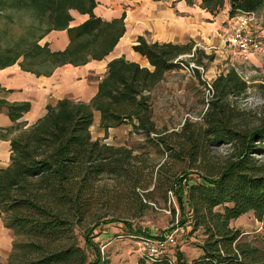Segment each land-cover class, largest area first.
<instances>
[{
    "label": "trees",
    "instance_id": "obj_1",
    "mask_svg": "<svg viewBox=\"0 0 264 264\" xmlns=\"http://www.w3.org/2000/svg\"><path fill=\"white\" fill-rule=\"evenodd\" d=\"M98 1L0 0V71L19 65L46 78L65 66L105 60L126 34V15L106 23L95 15ZM179 1L200 3L212 16L229 3L231 18L262 15L264 28V0ZM73 12L89 19L72 28ZM62 31L70 40L65 51L53 52L42 44L52 32ZM134 50L147 58L153 72L125 58L114 60L89 104L62 100L48 106L47 114L28 130L20 125L11 129L21 132L11 140L10 167L0 171V214L14 237L8 264H111L95 242L101 224H89L96 197L102 196L98 185L110 179L135 190L144 171L136 167L133 150L93 140L95 112L101 113L105 132L130 125L131 132L168 151L157 186L175 196L180 223H187L188 210L194 229H203L207 237L202 255L191 264H264V251L242 241V233L230 226L249 213L264 220V113L239 109L231 100L245 95L248 84L235 70L221 75L211 86L203 121H186L181 130L168 134L152 120L153 94L170 73L190 69L186 59L192 62L198 49L193 42L148 44L142 38ZM31 108L30 103L0 98V111L15 124ZM223 148L226 153L220 152ZM173 161L184 165L180 175L167 169ZM175 258L150 262L143 257L138 264H189L181 251Z\"/></svg>",
    "mask_w": 264,
    "mask_h": 264
},
{
    "label": "rangeland",
    "instance_id": "obj_2",
    "mask_svg": "<svg viewBox=\"0 0 264 264\" xmlns=\"http://www.w3.org/2000/svg\"><path fill=\"white\" fill-rule=\"evenodd\" d=\"M228 17L219 18V23H215V19L206 20L204 41L200 39L198 46L193 43L198 49L195 59L192 62L191 59L186 60L193 69L195 67L199 70L195 73L185 71L179 80L169 78L152 98V120L159 131L168 134L178 132L186 121L200 124L213 95L209 86L230 70L237 71L249 86L247 93L237 100L232 98V103L239 109L263 115L264 54L254 55L244 63L231 52L228 38L232 18ZM262 23V15H257L252 31L255 35L262 36L264 41V35L261 34ZM93 132L97 136L100 131L95 127ZM118 136V143H102L133 150L134 156H137L136 167L144 171V175L141 187L135 190L128 184H118L110 179H105L98 185L102 196L96 197L89 224L92 227L97 223L101 224L95 232V242L100 245L103 257L111 264H138L144 257L138 246L141 238L174 234L176 247L172 249L170 257L176 260V253L181 251L185 255V261L193 263L202 255L200 248L207 237L203 229H194V220L187 213L188 210L187 223H180L182 215L175 196L172 193L166 195L157 186V172L165 164L168 151L155 148L144 135L134 131ZM152 137L157 138L155 135ZM227 150L223 148L220 152L226 153ZM167 169L173 175H180L184 165L173 161ZM112 220L118 222L104 224ZM230 226L242 233V241L251 242L264 251V220L260 222L254 213H249L232 221ZM2 264H8V261Z\"/></svg>",
    "mask_w": 264,
    "mask_h": 264
},
{
    "label": "crops",
    "instance_id": "obj_3",
    "mask_svg": "<svg viewBox=\"0 0 264 264\" xmlns=\"http://www.w3.org/2000/svg\"><path fill=\"white\" fill-rule=\"evenodd\" d=\"M97 7L95 15L106 23L126 15V34L105 60L92 61L83 67L65 66L58 69L51 77L46 78L24 72L19 65L0 71V87L4 90L0 98L11 104L30 103L32 106L31 111L16 124L11 121L5 111H0V171L10 167L11 140L21 132L12 131L13 127L20 125L24 126V130H28L47 114L48 106H56L62 100L89 104L98 94L99 85L106 78L108 66L112 61L125 58L128 62L153 72L155 68L150 65L147 58L134 50L139 39H145L148 44L187 45L193 42L198 46L199 40L204 37L206 20L215 19V23H219V18H226L227 15L228 19H231L229 3L223 10L225 14L221 12L216 17L202 10L200 3L196 6H188L184 1L179 0H99ZM72 17L74 21L71 23L72 28L82 25L89 19V16L78 12H73ZM216 27L210 28L217 29ZM261 30V34L264 35V28L262 27ZM42 44H49L53 52H61L69 47L70 40L67 31L52 32L46 36ZM185 73V71L172 72L164 83L169 78L179 80ZM164 83L159 86L158 90ZM93 125L91 128L93 140L104 139L101 141L105 143L109 141L118 143L119 134L126 135L132 131V126L125 125L110 129L108 133L105 132L100 127L102 125L99 112L94 113ZM95 127L100 131L97 136L93 132ZM13 241V233L5 228L3 215L0 214L1 264L8 261Z\"/></svg>",
    "mask_w": 264,
    "mask_h": 264
},
{
    "label": "built area",
    "instance_id": "obj_4",
    "mask_svg": "<svg viewBox=\"0 0 264 264\" xmlns=\"http://www.w3.org/2000/svg\"><path fill=\"white\" fill-rule=\"evenodd\" d=\"M256 21L257 16L255 14L239 13L231 19L228 38L229 49L244 63L248 62L250 57L254 55L264 54L262 36L255 35L252 31ZM185 69L188 73H191L190 70L193 67L190 65V69ZM197 69L199 70V68ZM211 86L209 87L212 89ZM138 246L148 261L156 262L171 256L172 249L176 247V238L174 234L157 238H141L138 241Z\"/></svg>",
    "mask_w": 264,
    "mask_h": 264
}]
</instances>
